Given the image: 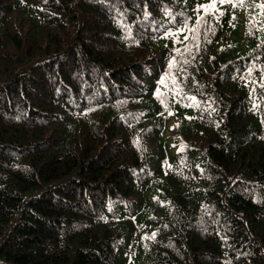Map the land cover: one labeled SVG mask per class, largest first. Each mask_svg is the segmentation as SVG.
I'll return each instance as SVG.
<instances>
[{
	"label": "trees",
	"instance_id": "1",
	"mask_svg": "<svg viewBox=\"0 0 264 264\" xmlns=\"http://www.w3.org/2000/svg\"><path fill=\"white\" fill-rule=\"evenodd\" d=\"M211 2L0 0V264H264V0Z\"/></svg>",
	"mask_w": 264,
	"mask_h": 264
},
{
	"label": "rangeland",
	"instance_id": "2",
	"mask_svg": "<svg viewBox=\"0 0 264 264\" xmlns=\"http://www.w3.org/2000/svg\"><path fill=\"white\" fill-rule=\"evenodd\" d=\"M236 16H237V18L239 19V21H240V23L243 25V22H244V20H243V18H244V13L243 12H237L236 13ZM233 40L235 41L234 43L236 44V46L238 47V49H240V50H245V49H248V47H247V45L246 44H244L243 42H240L239 40H236V37H233ZM170 127L172 128V127H174L173 125H174V123L172 122V120L170 121ZM175 125H176V122H175ZM167 134L169 135V136H172V137H176V135L175 134H173L172 132H167ZM167 135V136H168Z\"/></svg>",
	"mask_w": 264,
	"mask_h": 264
},
{
	"label": "snow or ice",
	"instance_id": "3",
	"mask_svg": "<svg viewBox=\"0 0 264 264\" xmlns=\"http://www.w3.org/2000/svg\"><path fill=\"white\" fill-rule=\"evenodd\" d=\"M216 3H217V0H212V2H211L210 4H208V5H203V6H201V7L204 8L205 10H207L208 8H213V9H215V5H216ZM218 3H219V4L229 3V4H233V7L236 6V4L233 3V0H218ZM238 3L242 5V4L244 3V0H238ZM258 7L264 9V3L258 5Z\"/></svg>",
	"mask_w": 264,
	"mask_h": 264
}]
</instances>
